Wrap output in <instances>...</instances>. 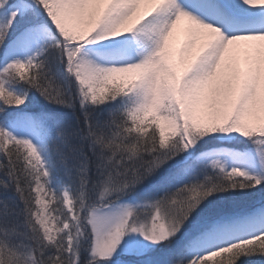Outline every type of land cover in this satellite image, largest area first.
<instances>
[{
  "label": "snow or ice",
  "instance_id": "6c2138e0",
  "mask_svg": "<svg viewBox=\"0 0 264 264\" xmlns=\"http://www.w3.org/2000/svg\"><path fill=\"white\" fill-rule=\"evenodd\" d=\"M214 257L264 264V0H0V264Z\"/></svg>",
  "mask_w": 264,
  "mask_h": 264
},
{
  "label": "rangeland",
  "instance_id": "374dc122",
  "mask_svg": "<svg viewBox=\"0 0 264 264\" xmlns=\"http://www.w3.org/2000/svg\"><path fill=\"white\" fill-rule=\"evenodd\" d=\"M164 130H165V136H166V138H174V136L172 135V130L171 129L165 127Z\"/></svg>",
  "mask_w": 264,
  "mask_h": 264
},
{
  "label": "trees",
  "instance_id": "16d2710c",
  "mask_svg": "<svg viewBox=\"0 0 264 264\" xmlns=\"http://www.w3.org/2000/svg\"><path fill=\"white\" fill-rule=\"evenodd\" d=\"M216 259H219V257H214V258H212V261H210V264H214V261H215Z\"/></svg>",
  "mask_w": 264,
  "mask_h": 264
}]
</instances>
